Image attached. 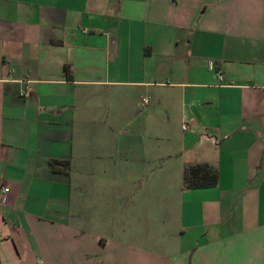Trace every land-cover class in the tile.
<instances>
[{
	"label": "crops",
	"instance_id": "0c3cea01",
	"mask_svg": "<svg viewBox=\"0 0 264 264\" xmlns=\"http://www.w3.org/2000/svg\"><path fill=\"white\" fill-rule=\"evenodd\" d=\"M0 264H264V0H0Z\"/></svg>",
	"mask_w": 264,
	"mask_h": 264
},
{
	"label": "trees",
	"instance_id": "16d2710c",
	"mask_svg": "<svg viewBox=\"0 0 264 264\" xmlns=\"http://www.w3.org/2000/svg\"><path fill=\"white\" fill-rule=\"evenodd\" d=\"M64 69L67 78H70L69 67L65 65ZM54 162L55 160H51L52 164ZM183 178L187 187L211 186L217 182V171L205 164H192L185 168Z\"/></svg>",
	"mask_w": 264,
	"mask_h": 264
},
{
	"label": "built area",
	"instance_id": "2783aa9c",
	"mask_svg": "<svg viewBox=\"0 0 264 264\" xmlns=\"http://www.w3.org/2000/svg\"><path fill=\"white\" fill-rule=\"evenodd\" d=\"M19 94H20L21 96L28 97V95H29V89H28V85H27V84L25 85L24 88H22L21 90H19ZM148 100H149L148 98H143V101H144L145 103H147ZM185 125H186V124L183 122L182 127L185 128ZM7 190H8V188H4V191H7Z\"/></svg>",
	"mask_w": 264,
	"mask_h": 264
}]
</instances>
